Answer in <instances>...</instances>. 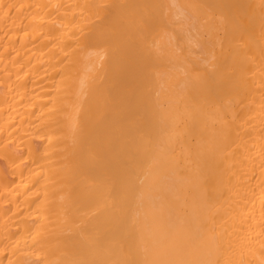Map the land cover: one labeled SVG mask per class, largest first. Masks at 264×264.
Instances as JSON below:
<instances>
[{
	"label": "bare ground",
	"instance_id": "obj_1",
	"mask_svg": "<svg viewBox=\"0 0 264 264\" xmlns=\"http://www.w3.org/2000/svg\"><path fill=\"white\" fill-rule=\"evenodd\" d=\"M0 264H264V0H0Z\"/></svg>",
	"mask_w": 264,
	"mask_h": 264
}]
</instances>
